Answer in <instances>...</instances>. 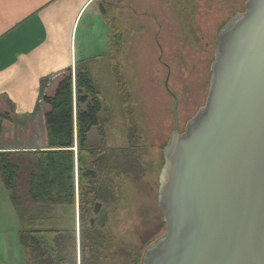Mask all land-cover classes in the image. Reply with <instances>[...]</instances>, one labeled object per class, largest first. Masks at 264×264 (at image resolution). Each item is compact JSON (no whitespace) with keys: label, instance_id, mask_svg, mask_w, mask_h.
<instances>
[{"label":"rangeland","instance_id":"rangeland-1","mask_svg":"<svg viewBox=\"0 0 264 264\" xmlns=\"http://www.w3.org/2000/svg\"><path fill=\"white\" fill-rule=\"evenodd\" d=\"M98 1L104 4L106 12L103 13L100 4L96 16L92 10L86 12L78 28V52L81 57L106 55L110 29L104 15L115 19L123 33L117 68L130 96L129 105L143 144V159L150 165L139 179L128 176L116 179L118 197L114 203L104 205L108 218L96 233L102 250L96 252L99 256L94 264H134L136 253L143 254L165 230L159 211V186L164 150L175 130V98L170 90L178 97L183 131L188 120L206 103L217 36L236 13L245 9L246 0ZM104 64L96 75L113 113L107 143L111 147L127 146L123 109L114 91L119 78H113ZM21 127H27V123ZM7 129L13 130V126L8 125ZM88 141H99L95 127L89 132ZM8 199L10 206L3 219L7 226L6 239L17 246L18 264H25L26 255L19 242V218L9 196ZM58 211L59 217L49 220L47 225L74 228V207H59ZM76 228L77 248L71 249L67 256L68 264H92V248L85 243L87 231L83 232L80 220ZM0 248L3 249L1 244ZM8 254L6 251L5 255ZM13 263L6 257L5 264Z\"/></svg>","mask_w":264,"mask_h":264},{"label":"water","instance_id":"water-1","mask_svg":"<svg viewBox=\"0 0 264 264\" xmlns=\"http://www.w3.org/2000/svg\"><path fill=\"white\" fill-rule=\"evenodd\" d=\"M170 92L165 230L139 264H264V0H246L220 30L206 103L183 131ZM93 212L91 223L102 226L108 210L98 201Z\"/></svg>","mask_w":264,"mask_h":264},{"label":"trees","instance_id":"trees-1","mask_svg":"<svg viewBox=\"0 0 264 264\" xmlns=\"http://www.w3.org/2000/svg\"><path fill=\"white\" fill-rule=\"evenodd\" d=\"M104 18L110 29L106 55L77 60L75 80L70 69L53 95L44 94L49 76L42 78L43 100L50 105L45 115L48 149L0 153V176L22 224L19 242L26 264H68L67 256L75 249L76 227H51L45 223L55 216L58 207H75L77 197L83 232L86 230L88 236L85 243L93 253L90 263L94 264L99 256L96 252L102 250L96 238L97 227L90 225L96 202L114 203L118 197L116 179L125 176L139 179L150 165L143 159V144L129 105L130 96L117 68L123 33L115 19L107 14ZM104 63L105 70L110 71L113 78H119L114 91L123 109L127 146L111 147L107 143L113 113L96 75ZM8 118V114H0V129L1 119ZM94 127L99 141L90 143L88 134ZM88 169L95 170L96 174ZM85 226L88 227L85 229ZM142 257V252H137L134 264H139Z\"/></svg>","mask_w":264,"mask_h":264},{"label":"crops","instance_id":"crops-1","mask_svg":"<svg viewBox=\"0 0 264 264\" xmlns=\"http://www.w3.org/2000/svg\"><path fill=\"white\" fill-rule=\"evenodd\" d=\"M99 4L98 0H0V114L9 115L1 119L0 153L48 149L45 115L50 105L43 95H53L70 69L75 80L76 62L85 58L78 52V28L88 10L98 14ZM47 76L42 95L41 81ZM26 123L27 127H21ZM8 125L13 130H8ZM6 192L0 176V264H5L6 257L18 264L17 246L6 239L3 219L10 206ZM58 210L51 219L59 217ZM73 213L76 227L80 220L78 197ZM17 220L19 233L22 224Z\"/></svg>","mask_w":264,"mask_h":264},{"label":"flooded vegetation","instance_id":"flooded-vegetation-1","mask_svg":"<svg viewBox=\"0 0 264 264\" xmlns=\"http://www.w3.org/2000/svg\"><path fill=\"white\" fill-rule=\"evenodd\" d=\"M79 216H80V215H79ZM92 217H94V212H93ZM92 217H91V218H92ZM91 218H90V225H91V226H94V224L97 225V223H94V224L91 223ZM103 225H104V224H103ZM97 226H99V225H97ZM100 229H101V226H99L98 229H96V230H100ZM78 230H79V229H78ZM76 231H77V228H76ZM80 234H81V233H80ZM83 237H84V234H83ZM80 242H81V241H80ZM76 248H77V243H75V249H76Z\"/></svg>","mask_w":264,"mask_h":264}]
</instances>
